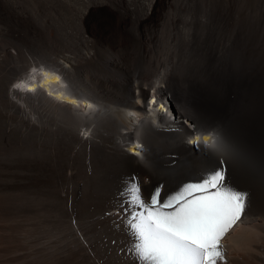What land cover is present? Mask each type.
Here are the masks:
<instances>
[{
    "label": "bare ground",
    "instance_id": "1",
    "mask_svg": "<svg viewBox=\"0 0 264 264\" xmlns=\"http://www.w3.org/2000/svg\"><path fill=\"white\" fill-rule=\"evenodd\" d=\"M164 1L152 0L139 20L147 24L155 19ZM92 18V33L116 23L109 10ZM10 56L7 62L0 60V148L21 146L24 136L31 135L28 148L38 152L23 159L1 158V152L0 172L8 164L12 175L0 174V186L11 183L5 193L0 190V264L44 263L62 252L55 245L39 246L61 237L63 251L72 254L59 257L58 264H152L132 250L134 238L121 207L126 186L135 178L145 200L157 188L163 199L206 176L219 161L226 186L246 194L244 210L250 216L242 213L225 234L224 260L218 264H264V103L257 100L258 72L250 68L248 73L243 55L233 60L205 54L197 60L184 54L174 65L169 60L157 63L148 75L145 69L128 72L124 61L110 58L103 63L114 72L111 85L98 72L94 76V68H76L67 57L26 73L25 67L19 69L22 57L12 52ZM34 60L28 65L38 63ZM24 73L22 81L19 76L15 81ZM19 82L23 90L13 87ZM152 99L155 103L149 105ZM196 136L201 138L199 147ZM205 136L209 142L218 137L222 147L205 149ZM47 137L77 156H94L95 174L61 154L56 165L48 162ZM40 157L46 161L42 170L47 178L31 193L34 186L24 187L27 164L40 165ZM72 215L81 231L72 224Z\"/></svg>",
    "mask_w": 264,
    "mask_h": 264
},
{
    "label": "rangeland",
    "instance_id": "2",
    "mask_svg": "<svg viewBox=\"0 0 264 264\" xmlns=\"http://www.w3.org/2000/svg\"><path fill=\"white\" fill-rule=\"evenodd\" d=\"M151 2L152 0H0V58H4V60H0L3 63L7 62V60H10L11 52L18 54L22 57L20 58L21 66H19V69L22 70L25 67L27 73L33 67L49 68V65L56 63L51 62L52 60L64 62L67 57L76 68H94L93 75L96 76V72H98L99 75L106 78V81L109 80V85H111L110 81L113 80L114 72L107 70L104 65L111 59L119 61L121 64L124 63L123 66L126 69L129 67L128 72L130 70L140 69L143 71L145 69L148 75L157 67V63L165 65L164 62L169 60V65H174V62L180 59L181 56L183 57L184 54L191 55L192 58L195 57L197 60L205 54L208 55L207 58L220 55L228 56L233 60L243 55L246 66H249L247 67L248 73L251 74V69H254L255 73L258 72L255 85L260 92H258L257 100L264 103V0H165L161 5L162 7L158 9L155 19L153 18L147 24H143L139 19L145 16ZM102 10H109L114 13L116 23L109 26L110 28L104 27L102 32L92 33L90 28L93 25L91 23L94 21L93 14L100 13ZM187 32L189 35H187ZM245 36L251 37L254 41ZM236 45L237 47H235ZM224 53L226 54L224 55ZM227 53H230V55ZM117 54L118 56H116ZM7 55H9V58H6ZM232 55L233 57H231ZM29 59H35L34 61L37 60L38 63L29 66ZM10 65L13 67L12 62ZM142 65L144 68L141 67ZM26 73L23 75L18 74L15 81L18 76L20 77L19 81H22ZM259 74H262L263 77ZM24 137L26 139L24 146L14 144L10 148L11 146L3 145V148H0V157L2 151L1 158L7 159L17 157L23 159L28 154L31 157L36 155L38 150L31 151L28 148L33 136ZM48 139L50 138H46L47 156L45 157L48 162L50 161L51 164L56 165L58 162L57 156L64 155V158L68 157L80 166L83 164V168L94 170L93 173L95 174L94 156L84 153H78L79 156H77V152L72 151L57 139H50L51 141ZM58 146L59 148L55 150V147ZM50 157L51 159H49ZM42 158L36 159L40 160V165L33 161L38 166L27 164V170L29 171L26 172V177L28 176V179L27 182L25 181L24 184L26 185L24 187L31 185L32 188L34 186L35 188H32L31 193L38 191L39 183L47 178L44 170H42L46 165V161L44 163ZM10 166L8 164L6 166L2 165L3 171L0 174L4 173L3 175L10 177L12 175ZM10 187L11 183L8 185L1 184L0 190L5 193V189ZM18 202L20 204V201ZM242 213L244 218L250 216L248 211L244 210ZM72 216V224L79 228L74 215ZM242 216L240 217L242 218ZM79 230L81 231L80 228ZM60 240L55 238L54 241L52 239L51 242L42 244V247L39 246L41 249L43 247L48 249L49 246L53 247L55 245L54 248H58L62 252L57 257H47L51 259H45L44 263L47 261L46 264H58L59 257L67 256L66 258H68V256H71V252L63 251L64 248L61 247ZM65 254L67 255L65 256ZM151 263L153 264V262Z\"/></svg>",
    "mask_w": 264,
    "mask_h": 264
},
{
    "label": "snow or ice",
    "instance_id": "3",
    "mask_svg": "<svg viewBox=\"0 0 264 264\" xmlns=\"http://www.w3.org/2000/svg\"><path fill=\"white\" fill-rule=\"evenodd\" d=\"M23 90V82L13 86ZM75 104V101L72 102ZM155 103L152 99L149 105ZM91 107V106H89ZM162 107V106H161ZM200 136H196L199 147ZM205 136V149L219 150L218 137ZM161 188L145 200L135 178L121 205L134 238L133 252L153 264H218L224 260L222 239L240 219L246 194L224 183L223 161L196 182L161 199Z\"/></svg>",
    "mask_w": 264,
    "mask_h": 264
},
{
    "label": "water",
    "instance_id": "4",
    "mask_svg": "<svg viewBox=\"0 0 264 264\" xmlns=\"http://www.w3.org/2000/svg\"><path fill=\"white\" fill-rule=\"evenodd\" d=\"M204 134V133H203Z\"/></svg>",
    "mask_w": 264,
    "mask_h": 264
}]
</instances>
